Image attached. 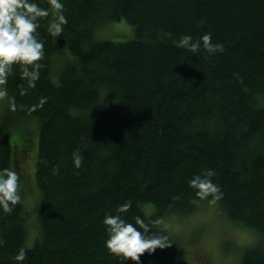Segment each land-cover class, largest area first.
<instances>
[{"label":"trees","instance_id":"16d2710c","mask_svg":"<svg viewBox=\"0 0 264 264\" xmlns=\"http://www.w3.org/2000/svg\"><path fill=\"white\" fill-rule=\"evenodd\" d=\"M62 2L68 22L58 37L48 31L54 14L39 18L45 55L38 79L30 83L14 63L3 84L0 168L20 173L23 199L19 157L35 153L41 195L33 247L22 200L0 210V264H136L108 251L105 215L130 199L123 218L154 219L151 230L172 239L159 218L209 202L188 183L206 168L215 170L211 179L223 192L215 204L226 218L264 238V0ZM121 20L133 27L131 40L96 38ZM204 32L224 51L193 53L176 44L182 34ZM11 134L30 142L14 146ZM146 204L155 207L152 215ZM172 241L141 254V264H187ZM21 246L27 256L18 262ZM240 264H264V243Z\"/></svg>","mask_w":264,"mask_h":264},{"label":"clouds","instance_id":"9594fccd","mask_svg":"<svg viewBox=\"0 0 264 264\" xmlns=\"http://www.w3.org/2000/svg\"><path fill=\"white\" fill-rule=\"evenodd\" d=\"M63 9L62 0H50L49 7H41L37 0H0V85L5 84L14 63L21 65L22 75L30 78V83L38 79L39 70L43 67L39 61L45 55L44 41L39 38L37 31L39 18L53 13L55 18L50 21L48 31L58 37L68 22ZM176 44L193 53L201 48L209 55L224 51V44L214 42L211 32H204L195 38L190 33L182 34ZM4 95L6 89L0 88V96ZM73 162L77 168L82 165L83 156L78 151L73 153ZM214 175V169L206 168L203 174L197 173L188 181L195 196L209 199V203H215L223 196L220 185L211 179ZM20 179V173L16 169L0 168V210L3 212L13 211L14 206L21 200ZM131 207L132 201L129 199L119 205L116 214L105 215L103 223L108 234L105 246L110 253L124 262L130 258L136 264H141V254H153L157 248L171 246L173 241L166 232L151 230V225L157 222L154 219L146 220L143 216L136 215L133 223L120 215ZM26 256L27 249L21 246L14 259L22 262Z\"/></svg>","mask_w":264,"mask_h":264},{"label":"rangeland","instance_id":"374dc122","mask_svg":"<svg viewBox=\"0 0 264 264\" xmlns=\"http://www.w3.org/2000/svg\"><path fill=\"white\" fill-rule=\"evenodd\" d=\"M96 38L126 42L133 38V27L126 20L111 22L98 30ZM55 61L59 65L63 59L56 58ZM0 88L4 86L0 85ZM6 104L7 94L0 96V118ZM11 140L14 146L22 142L25 144L30 142L25 135L11 134ZM19 152L23 155L22 150ZM32 154L30 158L29 156L24 158V155L22 158L19 157L26 178L22 183L25 186L26 195L23 199L21 195L22 202H20L25 208V221L29 235L26 243L29 247L34 246L40 234L36 209L41 194L35 179L37 157L35 153ZM154 208L152 204H146L145 213L152 215ZM159 220L169 231L172 239L182 247L187 264H240L248 249L264 243V238L258 231L232 223L215 203L202 204L194 213L164 215ZM157 224L161 227L159 223Z\"/></svg>","mask_w":264,"mask_h":264}]
</instances>
